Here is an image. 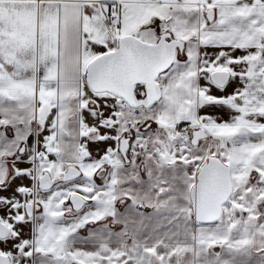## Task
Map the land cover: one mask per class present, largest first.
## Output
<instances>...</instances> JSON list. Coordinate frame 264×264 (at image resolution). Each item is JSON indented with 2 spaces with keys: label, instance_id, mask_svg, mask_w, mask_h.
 Segmentation results:
<instances>
[{
  "label": "snow or ice",
  "instance_id": "6c2138e0",
  "mask_svg": "<svg viewBox=\"0 0 264 264\" xmlns=\"http://www.w3.org/2000/svg\"><path fill=\"white\" fill-rule=\"evenodd\" d=\"M0 264H264V0H0Z\"/></svg>",
  "mask_w": 264,
  "mask_h": 264
}]
</instances>
